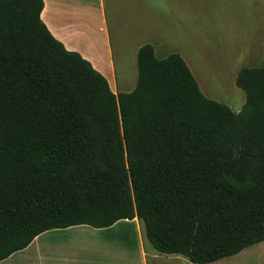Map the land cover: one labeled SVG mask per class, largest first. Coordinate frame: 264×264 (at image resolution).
<instances>
[{"label":"trees","instance_id":"1","mask_svg":"<svg viewBox=\"0 0 264 264\" xmlns=\"http://www.w3.org/2000/svg\"><path fill=\"white\" fill-rule=\"evenodd\" d=\"M43 9L0 0V262L48 231L134 219L192 264L264 242V66L238 72L236 113L146 44L135 89L115 94Z\"/></svg>","mask_w":264,"mask_h":264},{"label":"crops","instance_id":"2","mask_svg":"<svg viewBox=\"0 0 264 264\" xmlns=\"http://www.w3.org/2000/svg\"><path fill=\"white\" fill-rule=\"evenodd\" d=\"M43 1L44 9L41 18L51 34L68 51L79 53L97 71L103 74L115 94L124 91L119 89L117 80L118 61L116 50L127 46L131 47L133 43H129V41L134 42L136 40L139 44L133 47V52L137 56L139 49L146 44L153 45L157 56L164 44L163 42L168 41L169 33L175 32L177 27L186 30L185 20H188V11H184L188 0H158V5L149 4L150 0H108L109 8L112 6L113 10H118L119 5L124 9L131 10L129 16L131 20L127 18L120 26L116 20H108L107 0ZM220 2L223 5L238 3L236 0H222ZM242 2V6H244L245 0H242ZM160 3H163V5L160 6ZM145 6H150L154 10L153 17L149 16L148 20H145ZM261 6L264 10V4ZM134 9L139 10L137 14ZM163 10H171L170 14L173 16V20L165 18L162 15ZM112 16L113 13H111ZM122 18V16L119 17V19ZM187 46L194 48L196 53H191L186 47H176L173 48L174 54H179L185 61V58L201 54V42H195V44L190 42ZM237 74L233 79H236ZM199 86L201 88L200 84ZM202 92L207 98L212 99L204 90ZM240 111L241 108H238L234 112L238 113ZM88 228L92 227L77 226L45 232L37 237L27 249L12 255L0 264H35V257L36 264H149L147 252L149 249L148 243L150 242L146 240L144 228L137 219L120 221L106 229L92 228L95 231L94 233L97 234V236L95 234L92 237L95 239L92 241L93 247L97 244L95 243L96 237L99 239L109 235L110 238L114 237L117 240L115 243L103 241L102 243L98 240L104 248L116 250L111 259L104 261L97 259V257L90 259V255H87L88 252H86V255L78 252L80 244L75 243V241L84 234L88 235V232L83 231ZM35 246L36 248H34ZM31 250L32 252L36 250V255H32L34 253ZM21 255L25 256L22 257ZM165 256H176V259H178L180 255Z\"/></svg>","mask_w":264,"mask_h":264},{"label":"rangeland","instance_id":"3","mask_svg":"<svg viewBox=\"0 0 264 264\" xmlns=\"http://www.w3.org/2000/svg\"><path fill=\"white\" fill-rule=\"evenodd\" d=\"M220 1L222 0H188L184 9L188 11V20H185L186 30L177 27L175 32L169 33L168 41L163 42L157 56L160 59L167 58L174 54L173 48L176 47H186L188 51L195 54L196 50L187 44L201 42V54L185 58L187 64L199 81L202 90L212 99L237 111L238 108H243L246 96L245 92L237 87L236 79L233 77L244 67L264 66V10L261 6L264 0H245L244 6H242V0H236L237 4L230 5H223ZM149 4L158 5L159 3L158 0H150ZM162 5L163 3H160V6ZM118 7V10H113L112 6L109 8L107 0L108 20H116L120 26L124 20L129 18L131 10L124 9L120 5ZM152 9L150 6L144 7L145 20H148L149 16L153 17L154 10ZM134 10L136 14L139 11ZM170 11L163 10L162 15L173 20ZM111 13H113L112 17ZM121 16L123 18L119 19ZM129 43H133V46L116 50L117 80L119 89L124 90L119 93L132 92L138 82L137 54L133 52V47H136L139 42L130 40ZM141 226L144 228L142 223ZM83 231L89 234H84L75 241L80 244L78 252L82 255L88 252L90 259L95 257L102 261L111 259L116 250L104 248L98 240L115 243L116 238H110L109 235L99 239L96 237L95 243L97 244L93 247L92 241L95 239L92 237L96 234L95 231L92 228ZM149 244L147 252L149 264H191L181 256L176 259V256L161 255ZM32 253L27 254L36 255V250ZM34 263H37L36 257ZM214 264H264V242Z\"/></svg>","mask_w":264,"mask_h":264}]
</instances>
